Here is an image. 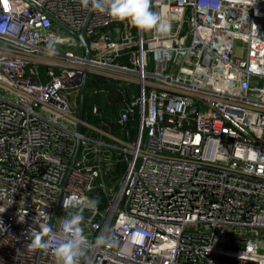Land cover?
<instances>
[{
  "label": "built area",
  "instance_id": "obj_1",
  "mask_svg": "<svg viewBox=\"0 0 264 264\" xmlns=\"http://www.w3.org/2000/svg\"><path fill=\"white\" fill-rule=\"evenodd\" d=\"M92 5L0 0V264H57L76 211L78 264H264V0H150L163 33ZM89 75L136 79L111 122L127 139L85 120L78 133ZM40 209L52 231L30 250Z\"/></svg>",
  "mask_w": 264,
  "mask_h": 264
},
{
  "label": "clouds",
  "instance_id": "obj_2",
  "mask_svg": "<svg viewBox=\"0 0 264 264\" xmlns=\"http://www.w3.org/2000/svg\"><path fill=\"white\" fill-rule=\"evenodd\" d=\"M89 0H84L87 6ZM93 9L100 13H107L111 18L119 21H127L136 29L144 32L157 31L166 32L169 24L166 20L163 10L153 11L151 9L150 0H93ZM98 201L90 200L88 205L94 208ZM76 205V199L72 195H68L63 200V208L68 210ZM5 209L0 211L4 212ZM21 211L23 215H21ZM37 216L33 218V222L37 227L31 229V242L28 247L30 250L44 249L48 247V241L44 239L45 234L52 231L49 222L50 217L43 211L37 210ZM27 215L26 210L21 209L18 212L19 221L24 222ZM84 217L81 211L67 213L63 218L61 236L59 246L55 249L57 256V264H78L79 258L86 252V238L83 235L82 222ZM2 226V221H0ZM109 238L105 235H99L94 241V246L100 247L109 244Z\"/></svg>",
  "mask_w": 264,
  "mask_h": 264
},
{
  "label": "trees",
  "instance_id": "obj_3",
  "mask_svg": "<svg viewBox=\"0 0 264 264\" xmlns=\"http://www.w3.org/2000/svg\"><path fill=\"white\" fill-rule=\"evenodd\" d=\"M88 79L84 119L93 127L101 129L104 127L103 124L113 122V118L118 114V104L122 103L126 105L128 98L121 86L115 82H109V80L105 79H96L93 75H89ZM113 102L115 103L114 105H112ZM94 107L103 109L104 113L100 115L97 112H93ZM126 128L134 135L131 123H129ZM113 131L117 134L123 133V127L115 124L113 126ZM124 171V164H118L112 172V177L114 175L123 174ZM112 177L107 179L108 185L111 184Z\"/></svg>",
  "mask_w": 264,
  "mask_h": 264
},
{
  "label": "water",
  "instance_id": "obj_4",
  "mask_svg": "<svg viewBox=\"0 0 264 264\" xmlns=\"http://www.w3.org/2000/svg\"><path fill=\"white\" fill-rule=\"evenodd\" d=\"M81 43V46L85 52V56L87 59H90L91 58V55H90V51H89V48H88V44H87V41L86 39L84 38L83 35H77L75 36ZM119 38H116L114 39V41H118ZM87 76H85V79L81 85V88H80V100H79V112H78V118H79V126H78V133L82 134L83 133V125L82 123L84 122V118H85V100H86V90H87ZM122 88H124L122 86ZM80 149H81V143L78 142L77 144V149H76V152H75V155H74V158L72 160V163H71V166L74 167L77 159H78V156H79V153H80ZM59 204L56 205L55 209H54V212H53V216H52V219H54V217L56 216L57 212H58V209H59Z\"/></svg>",
  "mask_w": 264,
  "mask_h": 264
},
{
  "label": "crops",
  "instance_id": "obj_5",
  "mask_svg": "<svg viewBox=\"0 0 264 264\" xmlns=\"http://www.w3.org/2000/svg\"><path fill=\"white\" fill-rule=\"evenodd\" d=\"M44 70L45 69L42 68V72H44ZM88 80L89 79L87 78V82H88ZM107 80H109V82H115V83L119 84L121 86V88L123 86L125 89H127V91L129 92V94L136 93V89H137V86L138 85H137V81H136L135 78H130V77L123 76L122 79L119 78L117 80H110V79H107ZM86 92H87V90H86ZM114 104L115 103L113 102L112 105H114ZM95 109H97V107H94L93 108V112H94ZM97 113H99L101 115V114L104 113V110L98 108V112ZM113 120H115V118H113ZM130 123H131V127H132V129L134 130V133H135V125H134V122H130ZM103 126L104 127L101 128L103 131H105V132H107V133H109V134H111V135H113L115 137L127 139V137L123 133H119V134L114 133V131H113V126L114 125H112L111 122L108 123V124H103ZM92 135H93V137H100V134L99 133H93ZM104 139L108 143H111V141L109 139H107V138H104Z\"/></svg>",
  "mask_w": 264,
  "mask_h": 264
},
{
  "label": "rangeland",
  "instance_id": "obj_6",
  "mask_svg": "<svg viewBox=\"0 0 264 264\" xmlns=\"http://www.w3.org/2000/svg\"><path fill=\"white\" fill-rule=\"evenodd\" d=\"M241 44L237 43L236 46L239 47ZM238 54L240 55H245L246 53H244L241 49H239Z\"/></svg>",
  "mask_w": 264,
  "mask_h": 264
}]
</instances>
